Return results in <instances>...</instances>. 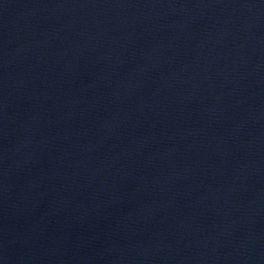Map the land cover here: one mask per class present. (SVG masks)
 I'll list each match as a JSON object with an SVG mask.
<instances>
[{"label":"water","instance_id":"obj_1","mask_svg":"<svg viewBox=\"0 0 264 264\" xmlns=\"http://www.w3.org/2000/svg\"><path fill=\"white\" fill-rule=\"evenodd\" d=\"M113 0H0V106L62 54Z\"/></svg>","mask_w":264,"mask_h":264}]
</instances>
